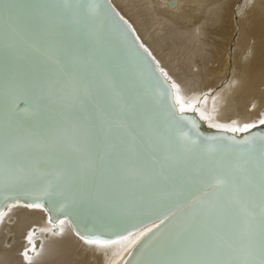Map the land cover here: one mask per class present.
<instances>
[{"label": "snow or ice", "instance_id": "obj_1", "mask_svg": "<svg viewBox=\"0 0 264 264\" xmlns=\"http://www.w3.org/2000/svg\"><path fill=\"white\" fill-rule=\"evenodd\" d=\"M63 5L65 10L71 8L68 0ZM99 9L98 3L89 5L94 15ZM5 15L12 21L9 32L14 39L42 22V14H28L12 0H0V19ZM121 21L123 17L116 22ZM97 42L98 38L70 33L44 43L40 51L45 64L38 69L41 82L31 95L21 93L32 108L30 114L19 108V85H8L7 110L0 103V187L27 183L37 174H54L70 188L91 176L109 175L130 189L137 208L147 206L154 195L168 200L155 217L158 224L137 237H145L146 252L138 264H264V134L228 137L231 147L209 143L202 149L204 141L221 138H201L191 120L189 132L180 130L182 143L176 148L149 117L134 86L119 82L94 46ZM159 71L167 76L162 68ZM171 89L178 86L172 84ZM3 94L0 84V97ZM175 99L181 113L192 107L178 94ZM53 105L60 109L59 119H41ZM25 116L33 123H17ZM201 117L207 119L203 113ZM171 118L177 125L186 119L174 109ZM259 124L264 125V119ZM255 127L245 124L229 131ZM31 195L40 199L39 193ZM81 239L101 246L116 242L83 235Z\"/></svg>", "mask_w": 264, "mask_h": 264}, {"label": "bare ground", "instance_id": "obj_2", "mask_svg": "<svg viewBox=\"0 0 264 264\" xmlns=\"http://www.w3.org/2000/svg\"><path fill=\"white\" fill-rule=\"evenodd\" d=\"M206 135L264 119V0H110ZM201 113L207 119L201 117ZM225 125L226 127H213ZM17 201L0 212V264H122L139 233L88 244L64 218ZM62 221V223H61ZM134 241V242H133Z\"/></svg>", "mask_w": 264, "mask_h": 264}, {"label": "water", "instance_id": "obj_3", "mask_svg": "<svg viewBox=\"0 0 264 264\" xmlns=\"http://www.w3.org/2000/svg\"><path fill=\"white\" fill-rule=\"evenodd\" d=\"M12 2L23 6L28 14H42V22L39 27L27 30L22 38L14 39L9 32L12 21L7 15L0 19V84L4 90L0 103H3L5 110L9 107L8 85L14 82L19 85V108L25 110L26 115L31 113L32 108L25 104V97L21 93L27 92L31 95L41 82L38 69L45 64V58L40 49L46 41L57 35L70 33L81 37L90 36L94 40L98 38L94 46L99 48L106 64L118 74L119 82L123 86H134L140 93L143 104L147 106L149 117L165 131L176 148L180 147L182 141L179 132L181 129L189 132L191 125L188 121L194 119L177 112L171 84L160 73V68L150 52L144 46L140 48L142 44L129 22L124 17L123 21L116 22L122 16L110 0H68L71 4L68 10L64 9L63 0ZM93 2L100 5L98 15L89 11V5ZM28 44H34L35 47H29ZM161 91H165L163 97L159 95ZM169 92L171 95H168ZM172 109L177 116L183 115L186 118L182 125L173 122ZM59 111L57 106H50L42 112L40 118L58 120ZM17 123L29 124L33 121L27 120L25 116L18 118ZM196 131L201 138H221L204 141L202 149L209 143L219 147L232 146L227 139L232 136L223 131L209 135L199 128ZM253 133L264 134V128L256 126L252 132L240 139ZM46 171L51 172V169ZM34 192L40 194L39 200L33 199L31 193ZM17 201L26 204L40 203L48 212L51 221L64 218L80 237L83 235L86 238L99 237L106 240L126 237L149 226L151 228L153 224H158V219L155 218L158 212L168 205L166 197L154 195L147 206L135 207L131 203L130 189L109 175L91 176L87 181L70 188L64 181H57L54 174H37L27 183L15 187H0V212L8 204ZM144 242L145 237L140 236L122 264H138L142 261L146 257Z\"/></svg>", "mask_w": 264, "mask_h": 264}]
</instances>
